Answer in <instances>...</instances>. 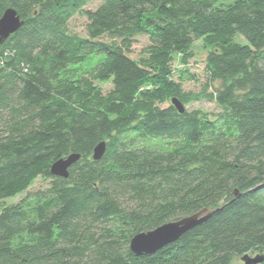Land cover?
<instances>
[{
	"label": "trees",
	"instance_id": "1",
	"mask_svg": "<svg viewBox=\"0 0 264 264\" xmlns=\"http://www.w3.org/2000/svg\"><path fill=\"white\" fill-rule=\"evenodd\" d=\"M90 1L0 0V19L13 8L23 22L0 46V201L50 181L0 211V264L264 255V0H100L94 11ZM78 14L86 36L70 29ZM138 36L149 44L134 59ZM196 40L208 48V86L219 83L213 119L172 104L202 100L172 68L188 66ZM72 154L81 159L69 178L53 176V163ZM200 212L211 216L179 241L131 252L135 235Z\"/></svg>",
	"mask_w": 264,
	"mask_h": 264
},
{
	"label": "rangeland",
	"instance_id": "2",
	"mask_svg": "<svg viewBox=\"0 0 264 264\" xmlns=\"http://www.w3.org/2000/svg\"><path fill=\"white\" fill-rule=\"evenodd\" d=\"M101 5L100 0H91L85 7L87 10L94 11ZM71 31L75 34L86 36L87 26L89 21L83 15H76L69 23ZM242 41V39L238 38ZM149 44L146 36L136 37L134 44L131 48L130 56L134 59H139L142 57L143 49H145ZM208 54V48L203 43V40H196L192 48V57L189 60L187 67L181 65L179 61L175 60L173 62L172 68L174 70V79L177 83L182 84V88L186 94L190 97H197L198 95L202 97L200 101H193L188 104H184V107L188 111H201L207 114L210 118H216L220 113L221 109L218 107L215 100H212L213 94H215L216 89L219 88V83H214L212 86H208L209 80L207 78L206 72V58ZM184 72V73H182ZM102 90L107 94L112 90L111 82H97ZM167 106V105H166ZM144 145H159V141H154L153 143H143ZM50 181L43 179L42 177L37 178L27 190L24 192L9 198L2 199L0 201V211L6 207L14 204H18L28 194L33 195L38 192L46 191L49 188ZM131 205V203H130ZM100 226L97 227L94 232L98 236L102 231H100ZM248 256L254 258L259 255V253H248ZM245 255L235 257L231 264H245L242 258Z\"/></svg>",
	"mask_w": 264,
	"mask_h": 264
},
{
	"label": "water",
	"instance_id": "3",
	"mask_svg": "<svg viewBox=\"0 0 264 264\" xmlns=\"http://www.w3.org/2000/svg\"><path fill=\"white\" fill-rule=\"evenodd\" d=\"M22 25L23 22L18 12L13 8L7 9L0 19V46L18 32ZM172 104L180 114L186 111L184 104L178 98H173ZM106 151L107 143L101 142L94 149L93 159L95 161L102 160ZM80 159L81 155L72 154L56 161L51 166V174L64 179L69 178L70 168ZM210 216L206 212H200L175 222L166 223L153 231L137 234L130 241L131 252L138 257L154 255L166 246L179 241L184 234L206 222ZM242 260L245 264H261L264 262V255L254 258L245 255Z\"/></svg>",
	"mask_w": 264,
	"mask_h": 264
},
{
	"label": "bare ground",
	"instance_id": "4",
	"mask_svg": "<svg viewBox=\"0 0 264 264\" xmlns=\"http://www.w3.org/2000/svg\"><path fill=\"white\" fill-rule=\"evenodd\" d=\"M100 144V143H99Z\"/></svg>",
	"mask_w": 264,
	"mask_h": 264
}]
</instances>
